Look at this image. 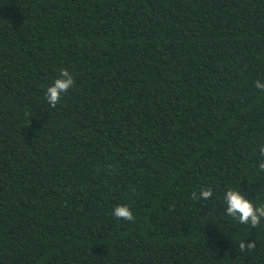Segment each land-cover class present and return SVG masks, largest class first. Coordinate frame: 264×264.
Wrapping results in <instances>:
<instances>
[{
	"label": "trees",
	"instance_id": "obj_1",
	"mask_svg": "<svg viewBox=\"0 0 264 264\" xmlns=\"http://www.w3.org/2000/svg\"><path fill=\"white\" fill-rule=\"evenodd\" d=\"M257 80L264 0H0V264H264Z\"/></svg>",
	"mask_w": 264,
	"mask_h": 264
},
{
	"label": "clouds",
	"instance_id": "obj_2",
	"mask_svg": "<svg viewBox=\"0 0 264 264\" xmlns=\"http://www.w3.org/2000/svg\"><path fill=\"white\" fill-rule=\"evenodd\" d=\"M74 85V79L66 69L60 70L59 78L55 79L54 83L46 90V99L48 104L55 108L60 103L61 98ZM254 87L258 90L264 91V83L260 80L254 82ZM259 153L264 158V146L259 148ZM258 170L264 172V159L258 164ZM213 195L211 188L201 189L199 197L193 193L192 199L207 200ZM224 201L226 204V214L242 225H249L252 228L260 226L262 219H264V205L255 206L250 200L245 199L244 195L238 190L229 189L224 194ZM113 216L122 219L129 223L134 222L136 217L126 205H120L114 208ZM241 251L251 250L255 247L254 242H241L239 244Z\"/></svg>",
	"mask_w": 264,
	"mask_h": 264
}]
</instances>
